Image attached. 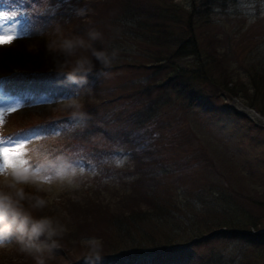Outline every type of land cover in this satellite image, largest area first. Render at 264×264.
Wrapping results in <instances>:
<instances>
[{
	"label": "rangeland",
	"instance_id": "rangeland-1",
	"mask_svg": "<svg viewBox=\"0 0 264 264\" xmlns=\"http://www.w3.org/2000/svg\"><path fill=\"white\" fill-rule=\"evenodd\" d=\"M152 1L160 6L170 7L160 19L154 20L153 17L145 19L148 23L158 22L159 32H164L159 37V42H154L157 44L153 46L157 56L172 60V53L176 50L175 43L172 45V32L181 39L186 38L188 34L193 36L202 50L205 49L208 34L220 40L218 48L221 47L225 51L230 48L227 60L222 64L216 60L219 64L214 63L210 68L204 67L205 63L196 55L176 58L174 61L175 67L188 68L190 71L204 69V76L196 88L212 90V97H206L203 102L201 99L194 101L193 108L187 111V119L180 126L176 123L172 127L169 124L176 121L175 110L179 102L187 106L191 101L172 100L170 97L168 102L159 107L160 112L150 122L148 132L155 135L154 139L139 141L136 159L131 160L120 148L129 147V143L118 146L104 140L107 149L112 150V161H109L111 168L100 164H91L92 168H89L84 163L82 165L77 163L75 166L77 168L80 166L79 168L84 171L83 175L77 176L72 185L66 182H52L42 185L40 191H37L35 186L27 187L26 191L43 196L48 201V207L43 210L42 215L55 217L64 225L66 221L69 224L73 222L77 228L82 223L90 224L87 230L85 229L83 235L86 238L82 241L92 237L100 241L120 240L117 238V228L113 224H108L106 220L128 217L131 214L133 207L130 208L128 203L121 200L120 205L123 207L120 209L115 205L123 191L136 197L134 199H137L138 203L135 202V207L138 213L140 212L138 220H131L128 223L127 228L130 229L126 231L128 234L126 241L113 246L118 253L130 249L132 251L157 249L155 252L161 253L160 249H170L164 255L159 254L157 258L144 257L143 254L140 259L134 261L127 260L128 256L115 255L122 257V260L117 261L118 264H264V234L260 237L251 236L258 235L264 230V224H260L264 222V126L261 122L246 120L233 113L234 99H239L258 112L264 113V97L261 93L255 92L256 88H251V77L246 72L247 65L250 62L254 63V57L247 56V48L261 41V38H255L252 33L264 32L262 29L264 19L259 22L241 15L233 18L217 15L211 16L208 22L207 15L197 13L201 11L203 5L201 0ZM141 5L140 0H65L63 9L77 11L78 8L86 7L89 10L88 14L93 11L97 16L106 13L114 20L119 17L122 9L129 6L132 9H145V12H151V6H154L147 2ZM105 8L112 10L106 12L108 10ZM164 15L169 17L164 19ZM79 18L75 12L73 22ZM118 20L117 18L112 23ZM97 23L101 21L96 22L95 27L100 26ZM72 27V24L65 27L56 25L54 33L51 29L46 35L32 38L30 42L3 45L0 47V74L14 67L7 65L4 58L11 62L23 58L25 63L29 59L30 51H35L32 52L34 55L43 54L45 51L48 55L43 58L44 63L52 62L53 58L47 51V43L58 36L66 37L67 33L71 35ZM95 27L92 28L96 30ZM111 38L112 35L109 34L105 41L94 43V46L101 49L102 44V49H107V45L113 40ZM138 44L132 57L136 63L144 64L146 61L140 57V51L146 44L143 43V39ZM147 47L152 48L151 45ZM222 49L219 48V51ZM118 56L125 57L124 54ZM5 66L7 69L3 70ZM13 69L19 70L18 67ZM173 72L172 67L162 70L146 67L128 68L111 73L107 77L94 78L95 83L94 80L88 79L87 87L117 88L116 90L119 88L116 96L122 94L123 96L114 106L112 115L127 117L135 110L144 109L149 104L153 105L159 96L168 94L163 84ZM219 74H225L228 79H233L234 83H229L230 90L218 87V84H222ZM60 76L62 75L54 77L55 88H78L75 84L61 83L64 77ZM234 92L237 96H233ZM174 97L176 95H173ZM225 101L231 105L230 110L222 106ZM23 106L20 108L12 104L11 99L0 101L2 113L0 135L42 120L40 117L45 114L56 116L57 113L68 111L63 103H51L50 99L45 98ZM15 108L24 115L11 119L6 114L14 113ZM177 109H180V105ZM28 113L30 114L26 115ZM36 130L40 133L39 136L30 134L27 140L22 141L25 147L22 149L21 158L24 159L32 148L60 155L61 151L55 147L65 143L63 136L67 133V127ZM109 131L115 139H123H119L114 130ZM11 147L13 146H0ZM62 155L65 156L64 153ZM127 168L136 175L134 180L137 182L138 194L131 183L123 186V191L119 186L115 188L114 184L106 183L113 182L117 171L118 176H124ZM6 171L7 169L3 170ZM96 172L95 175L91 174ZM110 172L114 174L107 176ZM150 201L161 204L162 219L149 218L147 211L152 204ZM217 222L227 225L217 228ZM253 223L258 225L257 228L252 226ZM245 226L250 228L245 229ZM66 227L68 229L66 235L74 234L75 226ZM215 231L222 232L208 240H201L198 243L195 241ZM240 233L244 234V237L237 235ZM76 234L73 237L69 235V241L65 237L63 242L67 241L73 251L84 254L87 249L80 245L78 240L73 246ZM132 243H135L136 247H133ZM143 243L146 245H140ZM188 244L190 245L185 247ZM16 249L18 245L9 240L4 247H0V259L12 257ZM64 257L69 259V256Z\"/></svg>",
	"mask_w": 264,
	"mask_h": 264
},
{
	"label": "trees",
	"instance_id": "trees-1",
	"mask_svg": "<svg viewBox=\"0 0 264 264\" xmlns=\"http://www.w3.org/2000/svg\"><path fill=\"white\" fill-rule=\"evenodd\" d=\"M143 3H151L154 6H151V12H145V9H132L131 6L128 8L122 9L119 13V17H117L119 20L118 22L112 23V21L117 20L110 18L109 14H100V16L94 15V11L90 12L86 17H80L78 22L75 23L70 30V36L72 37L74 35L83 36L86 34V31L89 28L95 27L96 22L101 21V23H97L100 26L95 27L97 31L101 32L103 35L102 41H105V38L109 37V34L112 35L113 39L110 41L108 48L105 49L109 53H111L113 50L117 51V58L113 61L112 66L107 69L108 75L114 72L124 71L128 68H139V67H146V68H159V69H165L172 67L173 68V74L172 76L166 80L163 84V88H167L168 94H163L159 96L153 103V105H147L144 109L141 110H135L127 117H117L112 115V112L114 111V106L116 105L117 101L123 96V94L120 96H116V93L118 90L117 88H88L86 85V88L83 89L86 92V97L84 101H81L83 104V110L88 113L89 118L83 119V120H73L76 125V130L74 132V135L72 137V141L74 143V147L78 149L82 148H94L97 146V143L95 142L96 138L100 136L97 141H99L98 145L102 144L101 142L105 140H110L114 143L115 137H112L110 135L109 129H112L115 131L116 135L119 139H122V143L126 144L129 143V147H127V150L130 152L132 160L136 159L137 157V151L139 150L137 145L139 144V141L142 139L150 141L154 139L155 135H152L148 132V128L151 127V120L155 118L158 113L160 112L159 107L163 106L165 102L169 101V98L172 97V100L177 99H191L193 101L189 102L187 106H184L182 102H179L178 105H180V109L178 110L176 107L175 115H176V121H172V124H169L171 127L174 126L176 123L180 126L184 122L185 119H187L188 113L187 111L189 108H193L194 101L197 100H204L206 97H210L213 92L212 90L206 91L202 88H196L198 86V82L201 81V78H203L204 73L203 70L197 69L196 71H190L188 68H179L175 67L174 61L176 58H185L190 55H196L198 59L202 63H205L204 67L210 68L211 65L214 63L222 64L227 60L228 54L227 52H230V48H228V51L222 49V51H219V48L217 47V44L221 43L220 40L214 39L212 36L209 35L206 44L205 49H201L199 46V43L195 41V38L191 35H187L186 38L181 39V37H176L172 32V45L175 43L176 50L172 54V60L167 58H162L161 56H157L154 47L157 44L154 42H159V37L162 36L164 32H159L160 25H158V22L154 23H148L147 18L153 17V19H160L163 15V13H166L169 11V6H160L155 1L152 0H140ZM202 7L201 11L197 12L201 15H207L208 16V22L210 21L211 16H217L220 15L225 16L226 18H233L236 17V15L245 16L248 19H253L259 22H262L264 19V0H201ZM128 5V3H127ZM141 5V6H142ZM106 12H110L109 10H112V8H105ZM157 12H160L158 14ZM169 15H164V19L168 18ZM174 16L172 15V18ZM88 19V21H86ZM212 20V19H211ZM174 21V20H172ZM154 27V28H153ZM153 28V29H152ZM152 29V31L150 30ZM264 31V27H262ZM111 31V32H110ZM135 35V37H134ZM180 35V34H179ZM108 36V37H107ZM252 36L255 38H261V41L259 44H254L249 46L247 56L254 57L252 64L251 62L247 65L248 68H246V71L249 74V77H251L252 87L256 88L255 92H258L259 94L264 97V32L261 33H252ZM251 36V37H252ZM146 44V46L143 48V50L140 51V57L144 58L146 61L144 64L136 63L132 57V53H134L137 50L138 43L142 42ZM102 41H96L95 44ZM138 41V43L133 42ZM140 41V42H139ZM135 43V44H134ZM151 45L152 48H148L147 46ZM101 49L97 50H103V45L101 44ZM95 47V46H94ZM97 48V47H95ZM42 50V49H39ZM160 50V49H159ZM30 51L28 54V61L24 63L23 58L20 60H13L7 61L5 58L4 60L7 62V65H13L14 67H18L20 71H28L33 70L31 72L37 71L39 73L45 74L48 72L57 74L54 61H46L44 63L43 58H46L45 55H48L47 52L43 51V54L40 55H34ZM161 53V50H160ZM119 54H124L123 56H118ZM45 56V57H43ZM40 58V59H39ZM219 62H217V61ZM249 61V60H248ZM29 63V64H27ZM93 63L95 64V68L92 73L88 75V79L94 80L97 77L101 78L104 76H98V73L101 70V65L98 61L93 58ZM17 65V66H16ZM21 65L22 67L20 68ZM31 67H27V66ZM1 68V66H0ZM218 68V66H217ZM3 69V68H2ZM7 66L3 70H6ZM134 70V69H129ZM10 72V71H9ZM8 72V73H9ZM229 73V72H228ZM40 75V74H39ZM58 75V74H57ZM219 77L222 81V84H218V87L225 88L230 90L229 83H234L233 79H228L225 74H219ZM98 78V80H99ZM95 83V80L93 81ZM238 87L237 84H234ZM171 86V87H170ZM217 87V88H218ZM91 89V91L89 90ZM172 94V96H171ZM114 95V96H112ZM173 95H176V97L173 98ZM233 96H237L234 92ZM155 116V117H154ZM43 118L41 121H45L47 123H51L53 121H57L59 123H69V112L64 113H57L56 116H46L43 115ZM81 121V122H80ZM44 123V122H43ZM78 123H80L78 125ZM131 147V148H130ZM130 148V149H129ZM74 151V148H73ZM77 154V152L75 153ZM134 177H136L135 173L132 172L129 169H126L124 176H118V171L115 172V184H119V188H121V191H123V186L129 185L130 183L133 185L134 190L136 194H138L137 189V182L134 180ZM132 178V179H130ZM129 179V180H124ZM117 181V182H116ZM115 188H118L116 186ZM35 195V194H33ZM37 195V194H36ZM133 195L125 194V191H123V194L119 196V200L115 204L118 209H120V201H124V203H128V206L133 207L131 209V214L128 217H122L117 218L113 220H106L107 223L113 224L117 228V242H113L110 240H104L102 239L103 243V258L120 254L116 250V248L113 246L117 243H122L126 241V238L128 234H126V231L130 229V227L127 228L128 223L132 221L138 220V211L136 209V203H138L137 199H134ZM152 204L148 208L147 215H149V218H161L162 219V213H160L161 210V204L157 201H150ZM159 208V209H158ZM163 210V209H162ZM41 213H34L35 215H42ZM158 216V217H156ZM114 221V222H112ZM217 222V228L221 226L227 225V223H221ZM261 225L264 224V222L260 223ZM66 226L74 227V234H77L75 236V242L74 244L78 243L80 245H84L83 239L86 238L83 234L87 230L88 225L82 223L81 226L76 227V225L73 222H67L65 223ZM243 226V224H242ZM253 227L257 228L258 225H255L253 223ZM245 229H249L250 227L245 226ZM86 229V230H85ZM133 232H135L133 230ZM74 234H68L65 235L66 240L69 241L70 238L68 237L71 235L72 237ZM261 235L253 236V237H260ZM264 236V235H263ZM64 237V239H65ZM241 237H244L243 235ZM63 239V240H64ZM63 248L61 250H58L56 253V256L54 259L49 261V264L53 262V264H69L70 262H75L77 264H80V260H84L82 256L85 254L78 253L77 251H73L72 246L63 242ZM78 240V241H76ZM146 241H149L145 239ZM142 241V242H146ZM140 245H146V243L140 244ZM140 245H138L140 247ZM85 246V245H84ZM133 247H136L135 243H132ZM164 249V248H163ZM137 250V249H135ZM142 250H148L145 251L146 253H151L156 251L157 249H152L150 251L149 249H142ZM159 250V249H158ZM139 251H132L126 250L124 251L126 254L130 255L132 257L133 254L139 253ZM144 252V251H143ZM142 252V253H143ZM144 252V253H145ZM64 255L69 256V259H66ZM63 261V262H62ZM85 262V261H84ZM0 264H35V262L32 260L31 257H28L24 254H15L12 257H1Z\"/></svg>",
	"mask_w": 264,
	"mask_h": 264
},
{
	"label": "clouds",
	"instance_id": "clouds-1",
	"mask_svg": "<svg viewBox=\"0 0 264 264\" xmlns=\"http://www.w3.org/2000/svg\"><path fill=\"white\" fill-rule=\"evenodd\" d=\"M46 6L45 0L43 7ZM88 11L86 7L78 8L76 15L86 17ZM102 39L101 32L89 28L83 36L74 35L47 43V51L53 58L57 74L64 76L61 83L78 86L74 95L58 101L64 104L72 120L89 118L79 96L80 90L89 82L88 75L95 68L93 58L101 65L100 77L108 76L106 70L117 58L116 50L109 53L94 47V42ZM23 160L25 163L9 167L6 172L0 171V247L13 240L19 251L31 257L35 264H49L57 251L63 248L62 240L68 229L55 217L35 215L48 207V201L43 196L26 191V188L35 186L40 191L42 185L52 182L72 185L84 170L78 169L63 155L44 152L39 148L30 149ZM83 243L87 249L82 256L85 264H101L102 241L92 237Z\"/></svg>",
	"mask_w": 264,
	"mask_h": 264
},
{
	"label": "snow or ice",
	"instance_id": "snow-or-ice-1",
	"mask_svg": "<svg viewBox=\"0 0 264 264\" xmlns=\"http://www.w3.org/2000/svg\"><path fill=\"white\" fill-rule=\"evenodd\" d=\"M16 39L15 35L0 34V45H6L11 43ZM0 118H2V113H0ZM25 145L22 142H18L15 146L11 148H0V160H2V165H0V171L8 169L9 167H14L17 164L25 163L21 158L23 156V151Z\"/></svg>",
	"mask_w": 264,
	"mask_h": 264
}]
</instances>
